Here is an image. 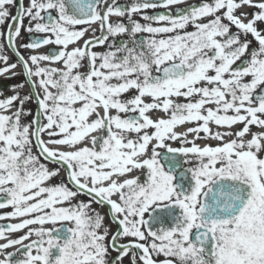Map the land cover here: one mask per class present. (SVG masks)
Wrapping results in <instances>:
<instances>
[{"label": "snow or ice", "instance_id": "obj_1", "mask_svg": "<svg viewBox=\"0 0 264 264\" xmlns=\"http://www.w3.org/2000/svg\"><path fill=\"white\" fill-rule=\"evenodd\" d=\"M17 75L0 264H264V0H0Z\"/></svg>", "mask_w": 264, "mask_h": 264}, {"label": "flooded vegetation", "instance_id": "obj_2", "mask_svg": "<svg viewBox=\"0 0 264 264\" xmlns=\"http://www.w3.org/2000/svg\"><path fill=\"white\" fill-rule=\"evenodd\" d=\"M189 2L195 3V2H197V0H189ZM25 3H27V0H25ZM12 11L14 13L15 9L13 8ZM243 11L251 12V11H253V9L245 8V9H243ZM113 19H115V18H113ZM25 23H27V22L25 21ZM18 44H19V41H18ZM40 51L46 53L48 51V48L47 47L42 48ZM9 55L11 56L12 53L9 52ZM12 59L15 60V56H12ZM15 71L19 74L22 71V69L20 67H18ZM23 79L24 78L22 75H17L12 80H8L5 77L0 76V86H4V91L7 93L8 89H7L6 85L11 84V83H17ZM27 90H28L27 87H25V91H27ZM154 115H160V113H154Z\"/></svg>", "mask_w": 264, "mask_h": 264}]
</instances>
